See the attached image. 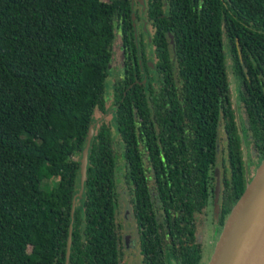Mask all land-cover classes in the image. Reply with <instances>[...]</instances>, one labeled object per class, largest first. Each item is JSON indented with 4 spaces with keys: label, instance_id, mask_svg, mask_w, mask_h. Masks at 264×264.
<instances>
[{
    "label": "trees",
    "instance_id": "trees-1",
    "mask_svg": "<svg viewBox=\"0 0 264 264\" xmlns=\"http://www.w3.org/2000/svg\"><path fill=\"white\" fill-rule=\"evenodd\" d=\"M145 13L157 97L131 0H0V264H121L125 204L141 264H198L217 144L219 224L243 192L264 155V0H145ZM115 28L123 74L108 110Z\"/></svg>",
    "mask_w": 264,
    "mask_h": 264
},
{
    "label": "water",
    "instance_id": "water-1",
    "mask_svg": "<svg viewBox=\"0 0 264 264\" xmlns=\"http://www.w3.org/2000/svg\"><path fill=\"white\" fill-rule=\"evenodd\" d=\"M135 1L131 0L133 17H135ZM138 1L140 4V19L147 23L145 17V0ZM169 41L171 48H173L172 40L170 39ZM108 65L110 66V63ZM96 124L97 121H90L83 139L78 158L76 180L78 191L74 196L75 199L82 197L84 194L83 183L87 171L91 139ZM221 176V153L219 144H217L213 172V204L218 211L222 201ZM123 217V229L128 236L129 242L133 243V235L128 229L130 219L127 204L124 206ZM68 247H70L69 243ZM133 248H136L134 243ZM127 264H130V260H127ZM208 264H264V155L246 182L243 192L233 203Z\"/></svg>",
    "mask_w": 264,
    "mask_h": 264
},
{
    "label": "rangeland",
    "instance_id": "rangeland-1",
    "mask_svg": "<svg viewBox=\"0 0 264 264\" xmlns=\"http://www.w3.org/2000/svg\"><path fill=\"white\" fill-rule=\"evenodd\" d=\"M139 1H135V9L138 10L139 8ZM136 20V26H137V35L138 33L142 35L143 40L148 44L149 43V34L151 33L152 26L150 24L145 23L143 20L139 18L137 15ZM143 23V24H142ZM149 50H147L148 53ZM150 55H153V52H149ZM148 59V58H147ZM146 60V59H145ZM147 64V65H146ZM146 65V72L149 81L151 82V85L153 86V90L155 94H158L160 92V89L162 87V81L159 74L156 73V71L153 68V63L148 59V61L145 62ZM123 74V49H122V43H121V34L120 29L115 28V36L113 41V56L112 60L110 62L109 66V77L107 79L106 85H105V97H106V105L107 109L109 110L112 107V99L110 97V94L112 93L113 84L119 80V78ZM232 97L234 98V93L232 91ZM109 115V114H108ZM110 119H113L111 115H109ZM112 144L114 148L116 149V161L118 166V171L121 174L122 170L124 169V166L122 165L123 162V156H122V145L120 142V138L118 134L113 133L112 135ZM41 151V150H39ZM36 160H41V152L37 153ZM254 160L258 163L261 158L258 155L254 156ZM122 196H124V192H122ZM79 198L75 199L74 206L77 207V204L79 203ZM199 218L203 220V223L199 226V232L197 239L195 241V244L200 250L201 257L198 259L199 264H208L211 255L213 253L215 244L217 242V239L220 236V233L222 231V225L219 224L218 221V210L216 206L211 203L206 209L203 215H199ZM129 219L131 224L134 223V218L132 214H129ZM120 236L122 238L121 240V264H127V260H131L130 264H141V258L137 257L136 254H132L129 252L127 254V248H128V238L126 235V232H120Z\"/></svg>",
    "mask_w": 264,
    "mask_h": 264
},
{
    "label": "flooded vegetation",
    "instance_id": "flooded-vegetation-1",
    "mask_svg": "<svg viewBox=\"0 0 264 264\" xmlns=\"http://www.w3.org/2000/svg\"><path fill=\"white\" fill-rule=\"evenodd\" d=\"M139 4V3H138ZM165 8L167 9V1H165ZM137 9V8H136ZM135 9V19H134V21H136L137 20V16H136V13H137V15L139 16V18H140V4H139V8H138V10H136ZM145 15H146V13H145ZM146 17V16H145ZM146 21H147V24H150L151 25V21L150 20H147V18H146ZM135 25H136V22L134 23ZM143 24V23H142ZM152 26V25H151ZM152 29H153V27H152ZM136 30H137V26H136ZM153 31L154 30H152L151 31V33L149 34V38H148V40L150 41V39H151V37H152V34H153ZM137 39L138 40H140L141 41V43H142V46H143V48H144V65H143V63H142V71H143V75L146 77V81H148V82H150L149 81V79H148V76H147V72H146V70H145V68H146V65H145V62L146 61H148V59L153 63V68H154V70L156 71V73L157 74H159L158 72H157V70L155 69V67H154V63H155V61H156V58H155V49H154V45H152V43L150 42V43H146L144 40H143V37H142V35L141 34H139L138 33V35H137ZM172 40V38H169V40ZM172 42H173V40H172ZM169 44H170V41H169ZM174 46V45H173ZM170 47H171V45H170ZM171 49H173V48H171ZM147 50H149L148 51V53H147ZM153 52V55H150L149 54V52ZM148 58V59H147ZM146 59V60H145ZM160 75V74H159ZM161 77V76H160ZM151 83V82H150ZM153 87V86H152ZM153 90V89H152ZM153 93H154V95H155V97H157L158 96V94L160 93H158V94H155V92H154V90H153ZM221 149V148H220ZM220 153H221V150H220ZM221 164H222V160H221ZM213 200H214V197H213ZM213 200H212V203H213ZM124 223V222H123ZM129 227V226H128ZM127 235V234H126ZM127 238H128V236H127ZM136 246V245H135ZM131 248H133V243L131 242H129V240H128V248H127V254L130 252V249ZM137 248H135L134 250H136ZM134 254H136V256L138 257V254L136 253V252H134L133 253V255ZM130 262H131V260H130ZM199 264V263H198Z\"/></svg>",
    "mask_w": 264,
    "mask_h": 264
}]
</instances>
